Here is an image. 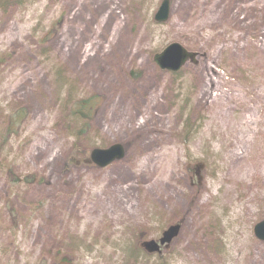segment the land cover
I'll return each mask as SVG.
<instances>
[{"label": "rangeland", "instance_id": "obj_1", "mask_svg": "<svg viewBox=\"0 0 264 264\" xmlns=\"http://www.w3.org/2000/svg\"><path fill=\"white\" fill-rule=\"evenodd\" d=\"M161 1L0 0V264H264V0H170L157 25ZM172 43L200 55L178 74ZM113 144L106 169L66 166Z\"/></svg>", "mask_w": 264, "mask_h": 264}, {"label": "water", "instance_id": "obj_2", "mask_svg": "<svg viewBox=\"0 0 264 264\" xmlns=\"http://www.w3.org/2000/svg\"><path fill=\"white\" fill-rule=\"evenodd\" d=\"M15 1V0H11ZM171 13L170 0H162L157 13L154 16L155 22L165 24L168 22ZM198 55L188 52L178 43H172L165 47L158 55L157 64L162 71L178 73L189 62H193ZM125 148L120 144H113L104 149H94L90 152V163L100 169H105L115 162L123 160ZM201 166L197 165L196 171L199 174ZM181 231V224L170 225L162 233L160 240L145 241L141 247L149 254L161 252V247L169 248ZM254 235L257 240L264 242V220L254 227Z\"/></svg>", "mask_w": 264, "mask_h": 264}, {"label": "trees", "instance_id": "obj_3", "mask_svg": "<svg viewBox=\"0 0 264 264\" xmlns=\"http://www.w3.org/2000/svg\"><path fill=\"white\" fill-rule=\"evenodd\" d=\"M18 1V0H17ZM53 37V32L47 34L46 41L50 40ZM157 59V57H156ZM98 106V102L96 99L91 98L84 101H79L71 105L69 109V116L71 118L83 121H90L94 118L96 109ZM26 120V113L24 110H20L15 114L9 117V121L5 128L6 138L8 139L11 135H16L19 133L20 129L22 128L24 122ZM89 161V155L86 154L85 157L81 159H77L76 156H70V158L66 162V166L70 167H77L86 165ZM190 179L193 177V172L191 173L188 171L187 174ZM66 259H61L60 261L54 262V264H65Z\"/></svg>", "mask_w": 264, "mask_h": 264}, {"label": "bare ground", "instance_id": "obj_4", "mask_svg": "<svg viewBox=\"0 0 264 264\" xmlns=\"http://www.w3.org/2000/svg\"><path fill=\"white\" fill-rule=\"evenodd\" d=\"M170 4H171V1H170ZM156 13H157V12H156ZM154 21H155V20H154ZM156 23H157V22H156ZM157 25H162V24H159V23H157ZM199 57H200V55H198V57H197V58H199ZM195 59H196V58H195ZM87 163H88V164H90V162H89V161H88ZM141 243H142V242H141ZM141 243H140V244H141ZM140 244H139V245H140ZM140 252H141V251L138 249V250H136V251H135V254H137V255H138Z\"/></svg>", "mask_w": 264, "mask_h": 264}, {"label": "flooded vegetation", "instance_id": "obj_5", "mask_svg": "<svg viewBox=\"0 0 264 264\" xmlns=\"http://www.w3.org/2000/svg\"><path fill=\"white\" fill-rule=\"evenodd\" d=\"M156 240H159V238L158 239H156ZM144 253H146L147 255H150V256H156V255H154V254H148L147 252H145L144 251ZM162 254V253H161Z\"/></svg>", "mask_w": 264, "mask_h": 264}]
</instances>
